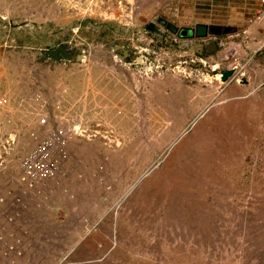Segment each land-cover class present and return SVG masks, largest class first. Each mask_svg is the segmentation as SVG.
I'll list each match as a JSON object with an SVG mask.
<instances>
[{
	"label": "rangeland",
	"instance_id": "rangeland-1",
	"mask_svg": "<svg viewBox=\"0 0 264 264\" xmlns=\"http://www.w3.org/2000/svg\"><path fill=\"white\" fill-rule=\"evenodd\" d=\"M263 12L0 0V264H264ZM160 17L238 33L202 60L216 38L160 37ZM61 45L84 58L42 54Z\"/></svg>",
	"mask_w": 264,
	"mask_h": 264
},
{
	"label": "water",
	"instance_id": "water-1",
	"mask_svg": "<svg viewBox=\"0 0 264 264\" xmlns=\"http://www.w3.org/2000/svg\"><path fill=\"white\" fill-rule=\"evenodd\" d=\"M160 22L163 25H166L167 28L175 34L178 33L180 35H184L185 32L190 30L191 34L188 36H191V38H194V37L206 38L209 34H215L219 30L223 29L222 26H207V25L200 24L197 27V29L194 30V29H189V28H179L176 25L169 23L166 20H162V19L160 20ZM147 30L151 31V32H155L157 34H162V31L160 30V28L155 23H150L147 26ZM223 44H224V42L222 39H219L218 41H211V43L208 44V53H213L214 50H217ZM209 46H213L215 49L212 50V49H210ZM121 48H123V47L122 46H116L115 51H118ZM42 54H44L46 58L55 60L57 62H60L63 58H65L69 61H72L73 56H74L73 51L71 49H68L64 45H61L56 51H42ZM82 58H84V55H78L77 56V60H79V61L82 60ZM234 73H235L234 69L223 70L222 75H221L222 82L228 83L229 80L233 78Z\"/></svg>",
	"mask_w": 264,
	"mask_h": 264
},
{
	"label": "flooded vegetation",
	"instance_id": "flooded-vegetation-1",
	"mask_svg": "<svg viewBox=\"0 0 264 264\" xmlns=\"http://www.w3.org/2000/svg\"><path fill=\"white\" fill-rule=\"evenodd\" d=\"M166 20L167 22H169V23H172V22H170V21H168L166 18H163V17H160V18H158L157 19V23H156V25L160 28V30L162 31V34H158L160 37H163V38H165V37H167L168 36V33L169 32H171L168 28H167V26L166 25H163L161 22H160V20ZM173 24V23H172ZM215 26V25H214ZM218 26H222V25H218ZM223 27V29L222 30H219L218 32H216L215 34H209V36H214L215 38H216V41H218L219 39H223V38H227V36H229V33L230 32H236V33H238V30H232L230 27H229V29H228V31H226L227 29L225 28L226 26H222ZM189 29H191V28H189ZM149 32H151V31H149ZM152 33H154V34H157V33H155V32H152ZM173 33V32H172ZM191 34V31L190 30H188L187 32H185L184 33V35H180V34H178L177 33V35L178 36H180V37H191V36H188V35H190ZM235 34V33H234ZM233 35V34H232ZM214 37L212 38V39H214ZM208 43H210V42H208ZM65 46V45H64ZM121 46L123 47V48H121V49H119V54H117L116 53V55L117 56H119V61L121 62V64L122 65H127V64H131V63H134V62H139V63H143L142 61V59H140V57L139 56H137L136 57V59L134 60V57H133V52H132V50H131V48H130V46L129 45H127V44H121ZM67 47V46H66ZM210 47V49H212V50H214L215 48L213 47V46H209ZM68 49H71L72 51H73V53H74V56H73V59H77V50L75 49V48H70V47H67ZM221 50V48H218L217 50H216V52L215 53H213V55L215 54V55H217V53H218V51H220ZM261 50H259V51H257L255 54H254V56H252L251 58L252 59H254L256 56H259L260 54H261V52H260ZM260 53V54H259ZM201 55V59L203 60L204 58H208L207 57V55H208V44H206L205 45V48H204V51L200 54ZM210 57V56H209ZM250 58V59H251ZM72 59V60H73ZM64 60H67V59H65V58H63L61 61H64ZM238 66H236L235 68H232V69H234L235 70V73H234V76H233V78L236 76V73H237V71H239L238 70ZM216 70H218V68H216ZM225 70V69H224ZM222 72H223V69L221 70V75H222ZM236 79V78H235ZM243 82H245V84L248 82L247 80H245L244 79V81Z\"/></svg>",
	"mask_w": 264,
	"mask_h": 264
},
{
	"label": "crops",
	"instance_id": "crops-1",
	"mask_svg": "<svg viewBox=\"0 0 264 264\" xmlns=\"http://www.w3.org/2000/svg\"><path fill=\"white\" fill-rule=\"evenodd\" d=\"M257 12H259V11H257ZM260 17H261L260 21H263L264 20V12H263V16L261 15ZM253 26H254L253 23L249 25L250 28H252ZM249 31H251V30H249ZM255 37H256V39H258L257 37H259V35L256 32H255Z\"/></svg>",
	"mask_w": 264,
	"mask_h": 264
},
{
	"label": "built area",
	"instance_id": "built-area-1",
	"mask_svg": "<svg viewBox=\"0 0 264 264\" xmlns=\"http://www.w3.org/2000/svg\"><path fill=\"white\" fill-rule=\"evenodd\" d=\"M40 151H42V150H40ZM44 151H46L45 149H44ZM43 152V151H42ZM46 152H44L43 154H45Z\"/></svg>",
	"mask_w": 264,
	"mask_h": 264
}]
</instances>
